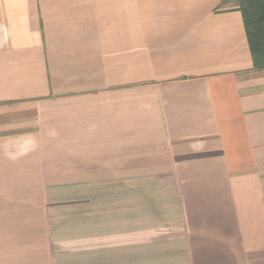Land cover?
<instances>
[{
  "label": "crops",
  "instance_id": "0c3cea01",
  "mask_svg": "<svg viewBox=\"0 0 264 264\" xmlns=\"http://www.w3.org/2000/svg\"><path fill=\"white\" fill-rule=\"evenodd\" d=\"M0 264H264L237 0H0Z\"/></svg>",
  "mask_w": 264,
  "mask_h": 264
},
{
  "label": "trees",
  "instance_id": "16d2710c",
  "mask_svg": "<svg viewBox=\"0 0 264 264\" xmlns=\"http://www.w3.org/2000/svg\"><path fill=\"white\" fill-rule=\"evenodd\" d=\"M254 68H264V0H237Z\"/></svg>",
  "mask_w": 264,
  "mask_h": 264
}]
</instances>
